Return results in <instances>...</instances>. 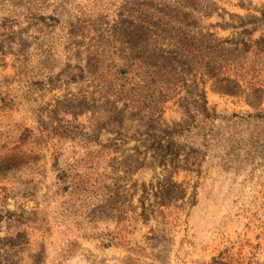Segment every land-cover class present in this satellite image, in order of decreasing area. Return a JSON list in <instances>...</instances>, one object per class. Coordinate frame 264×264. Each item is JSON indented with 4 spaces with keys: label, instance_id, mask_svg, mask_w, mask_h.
Instances as JSON below:
<instances>
[{
    "label": "rangeland",
    "instance_id": "1",
    "mask_svg": "<svg viewBox=\"0 0 264 264\" xmlns=\"http://www.w3.org/2000/svg\"><path fill=\"white\" fill-rule=\"evenodd\" d=\"M0 264H264V0H0Z\"/></svg>",
    "mask_w": 264,
    "mask_h": 264
}]
</instances>
